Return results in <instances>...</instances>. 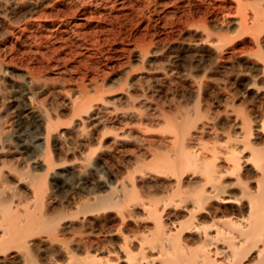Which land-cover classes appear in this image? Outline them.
<instances>
[{
	"label": "bare ground",
	"instance_id": "1",
	"mask_svg": "<svg viewBox=\"0 0 264 264\" xmlns=\"http://www.w3.org/2000/svg\"><path fill=\"white\" fill-rule=\"evenodd\" d=\"M214 1L182 4L187 28L164 52L169 80L184 82V104L176 103L175 113L165 101L155 113L130 105L135 128L104 131L97 149L88 146L90 129L82 119L76 137L86 151L73 176L77 188L63 179L66 173L54 172L66 163L53 153L56 146L62 151L60 115L38 100L36 70L26 72L29 104L17 113L24 120L14 129L25 121L35 126L44 148L28 151L15 134L5 139L25 155V165L0 168V264H43L44 255L46 264H264V0H233L234 20L223 8L226 0ZM88 3L93 8L72 9L82 16L79 22L59 18L54 30L85 38L86 15L91 20L132 9L130 0ZM36 6L28 3L20 17L14 0H0V27L7 24L13 39L28 44L25 56L43 58L40 44L50 36H34L39 23L33 30L29 20ZM246 42L253 49L245 50ZM145 44L137 45L141 63L151 56L152 42ZM181 63L186 74L173 78ZM91 93L83 86L68 98L73 117L104 102L99 90ZM107 134L114 145L121 140L136 152L133 162L105 175L90 161Z\"/></svg>",
	"mask_w": 264,
	"mask_h": 264
},
{
	"label": "rangeland",
	"instance_id": "2",
	"mask_svg": "<svg viewBox=\"0 0 264 264\" xmlns=\"http://www.w3.org/2000/svg\"><path fill=\"white\" fill-rule=\"evenodd\" d=\"M130 1L132 9L127 8L121 15L105 12L103 18L93 15L94 18L92 17L91 20L89 15H86L90 21L87 19L89 23L84 30L85 38H79L71 32L62 35L54 29L59 23V18L79 22L82 16L79 14L73 16L72 9L93 8L87 5L88 0H14L17 7L21 8L18 13L20 17L25 15L24 10L29 8L28 3L37 5L35 7L37 12L31 16L32 20H29L34 26L33 30L39 23L34 36L37 39L40 35L50 36V38L42 39L40 44V51L45 54V57L25 56L28 44L23 40L13 39L7 33V24L0 27V55L4 69V73H0V168L2 171L13 167L21 169L25 165V155H21L20 149L13 143L5 142L9 136L15 134L18 138L20 137L19 140L25 148H28V151L34 147L42 150L44 148L43 135L35 126L23 121V127L18 132L15 133L14 129L16 121L24 120L17 113L21 112L25 104H29L27 97L23 96V88L25 89L26 72L31 68H34L42 78L39 85L42 91L38 100L48 108L55 106L60 115L58 130L61 131L60 134L64 133L59 138L62 151L58 149L59 146H56V151L54 150L53 153L66 163L56 168L54 172L66 173L63 179L76 188L80 181L73 176L81 170L79 166L84 162L83 155L86 151L85 147L78 145L79 140L76 137L82 119L90 129L91 139L88 146L97 149L99 138L104 131L116 127V129L119 128L118 133H122L135 128L136 120L132 116L134 111L130 109V105L136 108L147 107L150 113H155L158 102L165 101L170 104L171 111L175 113V104L178 102L184 104V99L179 96L184 90V82L180 79L175 84L169 80L172 76L168 72V58L163 56L169 42L179 38L183 30L187 28L184 16L186 6L183 5L188 0H176V6L168 3L169 0ZM233 5V0H226L223 7L230 8L228 12L231 20L238 17L234 13ZM261 7L264 8L263 2ZM161 22L166 24L164 28L161 27ZM241 39L242 37H236L234 42L240 44ZM150 41L152 44L148 47V51L151 52V56L141 63L140 59H135L139 55L138 46ZM244 48L250 51L253 45L246 42ZM160 49L162 51L155 54ZM153 53L157 55L155 58H152ZM177 70L178 76L173 78H183L187 67L181 63ZM7 72L12 77L10 74L8 77ZM166 72L168 75L164 77ZM83 86L92 91L91 94L99 90L104 102L94 101L93 107L87 114H82L81 118L73 117L68 98L77 96L78 89H82ZM173 95L179 98L175 100ZM130 96L132 100L129 99V101L127 97ZM54 135L55 132L52 133V137ZM122 142L119 140L114 145L112 135H104L101 142L104 148L95 152L90 163L105 175L111 168V170H121L124 162H133V153L136 152L131 144L121 145ZM53 174L51 173V176ZM12 255L9 254V256ZM46 258L47 255L41 256L43 264L47 263Z\"/></svg>",
	"mask_w": 264,
	"mask_h": 264
}]
</instances>
